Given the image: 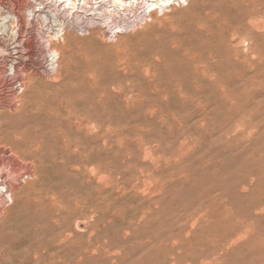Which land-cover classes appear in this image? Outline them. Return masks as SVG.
Wrapping results in <instances>:
<instances>
[{
    "label": "rangeland",
    "instance_id": "1",
    "mask_svg": "<svg viewBox=\"0 0 264 264\" xmlns=\"http://www.w3.org/2000/svg\"><path fill=\"white\" fill-rule=\"evenodd\" d=\"M86 1L0 0V264H264V0Z\"/></svg>",
    "mask_w": 264,
    "mask_h": 264
},
{
    "label": "built area",
    "instance_id": "2",
    "mask_svg": "<svg viewBox=\"0 0 264 264\" xmlns=\"http://www.w3.org/2000/svg\"><path fill=\"white\" fill-rule=\"evenodd\" d=\"M107 0H97L99 9H102L103 3ZM125 4L124 7L119 8V11L115 13V16L109 17L105 21V24L101 23L99 19H91L87 22H83L74 26L75 30H79L82 33H88L90 30L104 28L110 31L108 36H116L122 34L128 30L140 28L147 25L153 19L154 15H163L165 12H170L174 8L185 7L191 0H168L165 5L161 8H157L151 5H147L145 0H139L138 2L134 0H120ZM83 3L81 2V5ZM94 5V2H93ZM137 9V10H136ZM65 12V11H64ZM56 21H59L61 15L58 13H53ZM117 17V19H115ZM60 31L59 39L62 40L63 32ZM53 64V65H52ZM50 67L44 69L45 72L53 74L56 70V65L52 63Z\"/></svg>",
    "mask_w": 264,
    "mask_h": 264
},
{
    "label": "bare ground",
    "instance_id": "3",
    "mask_svg": "<svg viewBox=\"0 0 264 264\" xmlns=\"http://www.w3.org/2000/svg\"><path fill=\"white\" fill-rule=\"evenodd\" d=\"M134 1H138V0H134ZM168 0H145V3L147 4V5H151V6H154V7H157V8H161L163 5H165L166 4V2H167ZM81 2L83 3V4H86V5H88V7L90 6V8H92V4L91 3H87V1L86 0H62V6L64 7V8H67V10L68 11H72V10H74V9H82V8H84V7H82V5H81ZM99 5V4H98ZM79 6V7H78ZM125 6V4L124 3H122L120 0H107L105 3H103V6H102V9H99V8H96V7H98L97 5H96V2L94 3V9L92 10L91 9V11H93L95 14L97 13V14H108V13H110V11L111 10H115V9H119L120 7H124ZM80 11V10H79ZM18 16V15H17ZM75 16V15H74ZM69 18V17H68ZM19 19H20V17H19ZM18 19V20H19ZM21 19H23V18H21ZM25 20V19H24ZM23 20V21H24ZM77 21V20H76ZM22 22V21H21ZM18 24V23H17ZM20 25V24H19ZM22 26H23V24H22ZM19 27V26H18ZM21 28V27H20ZM63 32V31H62ZM16 34V33H15ZM60 35V33H56L55 34V37H58ZM64 35V34H63ZM62 35V36H63ZM20 36V35H19ZM20 39V38H19ZM57 39V38H56ZM58 40H59V37H58ZM31 44V43H30ZM30 44H29V46H30ZM20 48V47H19ZM31 49H32V46L30 47ZM44 48V47H43ZM31 51V50H30ZM50 52V51H49ZM50 59H51V63H55L56 64V62H57V60L59 59V53H58V51H56L55 49L54 50H52L51 52H50ZM47 62V61H46ZM33 63V62H32ZM36 66V65H35ZM55 67H57V65L55 66ZM31 69V68H30ZM32 70V69H31ZM25 71V70H24ZM33 71V70H32ZM35 72V71H34ZM33 72V73H34ZM29 73H31V72H29ZM19 74V73H18ZM35 74V73H34ZM38 75V74H37ZM32 76V75H31ZM48 76V75H47ZM49 77V76H48ZM22 78V77H21ZM51 79V78H50ZM19 80H20V78H19ZM24 82V81H23ZM23 85V83H21V86ZM11 103V102H10ZM12 104V103H11ZM11 104L10 105H8V106H11ZM4 105V104H3ZM7 106V107H8ZM14 107V106H13ZM9 112V111H8ZM45 151V150H44ZM1 155V154H0ZM2 156V155H1ZM0 156V157H1ZM10 157V156H9ZM2 160V159H1ZM1 160H0V162H1ZM6 160V159H5ZM4 161V160H3ZM8 161H9V159H8ZM11 164H13L11 161H9ZM2 164H3V162H1ZM0 163V164H1ZM10 164V165H11ZM7 165V164H6ZM9 165V166H10ZM17 165V164H16ZM16 165L14 164L13 166H11V167H16ZM5 166V165H4ZM10 167V168H11ZM18 167H19V164H18ZM15 169V168H14ZM14 169L12 168V170H13V172H14ZM18 169H20V167L19 168H17V170ZM24 169V168H23ZM16 170V171H17ZM19 171V170H18ZM22 171V170H21ZM28 171V170H27ZM7 172V171H6ZM10 172V174H11V170L9 171ZM12 172V173H13ZM1 173V172H0ZM19 173V172H18ZM17 173V174H18ZM92 173H93V171H91V175H92ZM14 174V173H13ZM27 174V173H26ZM9 175V174H8ZM14 176V175H13ZM7 177V176H6ZM5 177V178H6ZM18 177V176H17ZM7 179V178H6ZM6 179H5V182H6ZM9 179V178H8ZM11 179V178H10ZM9 179V180H10ZM13 180H14V178H13ZM100 181V180H99ZM4 183V182H3ZM7 184H9V183H7ZM9 185H11L12 186V184H9ZM8 186V185H7ZM7 187V188H13L14 186H12V187ZM15 188V187H14ZM17 189V188H16ZM6 190V189H5ZM8 190L9 189H7L6 191L8 192ZM6 192V193H7ZM10 194V193H9ZM9 197H10V195H9Z\"/></svg>",
    "mask_w": 264,
    "mask_h": 264
}]
</instances>
